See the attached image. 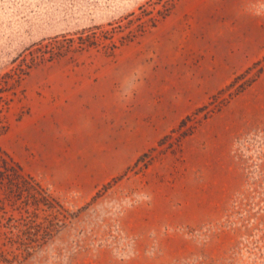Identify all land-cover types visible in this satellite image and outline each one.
Returning <instances> with one entry per match:
<instances>
[{"label":"rangeland","instance_id":"rangeland-1","mask_svg":"<svg viewBox=\"0 0 264 264\" xmlns=\"http://www.w3.org/2000/svg\"><path fill=\"white\" fill-rule=\"evenodd\" d=\"M259 18L264 0H0V150L62 206H40L37 221L53 235L29 257L19 256L11 233L0 235V264H7L1 257L12 264H264V159L256 165L236 150L264 123L233 136L229 153L244 184L218 221L145 233L127 224L149 203L155 172L185 161V141L206 144L236 117L264 115V69L257 74L264 56L230 70L239 62L236 43L255 33ZM109 88L137 104L140 118L154 113L174 124L183 117L184 126L91 197L61 190L41 174L34 149L48 144L54 166L53 137L74 134L86 116L81 105ZM213 157L205 146V162ZM52 170L60 174L57 165ZM36 196L43 203L44 194ZM30 202L26 192L7 203V227L18 224L19 210L29 218Z\"/></svg>","mask_w":264,"mask_h":264},{"label":"crops","instance_id":"crops-1","mask_svg":"<svg viewBox=\"0 0 264 264\" xmlns=\"http://www.w3.org/2000/svg\"><path fill=\"white\" fill-rule=\"evenodd\" d=\"M255 25V33L245 34L236 43L239 62L231 71L249 69L264 56V20L256 19ZM107 97L111 103L106 101ZM81 107L86 116L75 123L78 130L51 140L53 145L59 143L57 153L52 156L54 166L47 162L48 144L43 143L34 152L42 154L43 176L52 177L61 190L72 187L85 197H91L101 186L123 175L184 120L179 117L173 124L168 116L157 121L154 113L140 118L138 105H126L114 88L107 93L92 91L91 102ZM261 123L264 115L236 117L206 144L203 137L185 141V161L170 170L155 172L148 182L149 203L142 204L127 224L137 225L145 233L165 227H200L218 221L244 184L242 170L229 153L233 136ZM205 146L214 151L211 161L204 160ZM55 165L59 167V175L52 170Z\"/></svg>","mask_w":264,"mask_h":264},{"label":"trees","instance_id":"trees-1","mask_svg":"<svg viewBox=\"0 0 264 264\" xmlns=\"http://www.w3.org/2000/svg\"><path fill=\"white\" fill-rule=\"evenodd\" d=\"M262 62H264V60ZM263 69L264 65L258 68L257 74H261ZM239 78L240 77H237L235 80ZM249 81L250 80L246 82ZM236 93H238V91ZM184 123L185 121L181 123L180 127L184 126ZM27 181L34 185V191L32 189L29 191L25 189ZM39 191L44 194L43 203H41L36 196ZM26 192L29 200H31L29 206L32 207L33 211L28 213V218V216L25 217L22 211L18 209L21 214L18 224L7 227V203L22 202ZM54 203L62 208L58 201H56L34 177L26 175L18 164L13 162L5 152L0 150V235L4 236L6 240L7 234L9 233L15 237V240H13L12 237H10L9 240L20 252L19 256L24 258L29 257L32 254L31 252L38 247L40 240H47L52 237V231H45L41 224L38 223L37 219L39 217L38 211L41 205L46 206L52 211L54 209ZM7 228L9 230L8 232ZM19 256L15 255L13 259L17 261ZM1 258L2 262L12 264L13 260Z\"/></svg>","mask_w":264,"mask_h":264},{"label":"built area","instance_id":"built-area-1","mask_svg":"<svg viewBox=\"0 0 264 264\" xmlns=\"http://www.w3.org/2000/svg\"><path fill=\"white\" fill-rule=\"evenodd\" d=\"M237 152L243 157L253 156L251 159L257 165L264 159V130L254 131L236 143Z\"/></svg>","mask_w":264,"mask_h":264}]
</instances>
